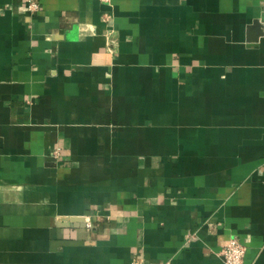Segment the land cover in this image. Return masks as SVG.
<instances>
[{
    "label": "crops",
    "instance_id": "0c3cea01",
    "mask_svg": "<svg viewBox=\"0 0 264 264\" xmlns=\"http://www.w3.org/2000/svg\"><path fill=\"white\" fill-rule=\"evenodd\" d=\"M39 3L0 0V264H264V0Z\"/></svg>",
    "mask_w": 264,
    "mask_h": 264
},
{
    "label": "built area",
    "instance_id": "2783aa9c",
    "mask_svg": "<svg viewBox=\"0 0 264 264\" xmlns=\"http://www.w3.org/2000/svg\"><path fill=\"white\" fill-rule=\"evenodd\" d=\"M101 3L111 6L113 0H99ZM27 9L30 13L36 14L41 10L39 0H27ZM110 20V15H106L105 21ZM60 151L56 150L55 157H59ZM247 254L246 246L238 238H233L230 242L220 251L219 256L223 259L225 264H245ZM164 264H171L166 262Z\"/></svg>",
    "mask_w": 264,
    "mask_h": 264
},
{
    "label": "water",
    "instance_id": "95a60500",
    "mask_svg": "<svg viewBox=\"0 0 264 264\" xmlns=\"http://www.w3.org/2000/svg\"><path fill=\"white\" fill-rule=\"evenodd\" d=\"M264 36V25L259 19L255 20L249 27V41L256 42Z\"/></svg>",
    "mask_w": 264,
    "mask_h": 264
}]
</instances>
